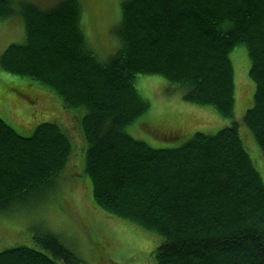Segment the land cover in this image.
I'll list each match as a JSON object with an SVG mask.
<instances>
[{"label": "trees", "instance_id": "obj_1", "mask_svg": "<svg viewBox=\"0 0 264 264\" xmlns=\"http://www.w3.org/2000/svg\"><path fill=\"white\" fill-rule=\"evenodd\" d=\"M40 6L19 5L24 39L6 46L0 68L47 87L61 108L85 110L94 205L158 235L155 264H264V184L239 124L175 148H152L125 129L149 107L137 75L162 76L185 101L232 117L229 53L243 44L254 93L242 122L264 157V0H123L118 49L104 61L82 30L79 0ZM12 13L13 0H0V20ZM73 152L54 120L22 136L0 117V210L55 189ZM35 237L42 250L8 248L0 264H86L58 234Z\"/></svg>", "mask_w": 264, "mask_h": 264}, {"label": "rangeland", "instance_id": "obj_2", "mask_svg": "<svg viewBox=\"0 0 264 264\" xmlns=\"http://www.w3.org/2000/svg\"><path fill=\"white\" fill-rule=\"evenodd\" d=\"M23 1L48 7L58 0H13V13L0 20V54L7 45L24 39L19 13ZM79 1L82 30L98 59L104 61L118 49L115 29L123 0ZM229 58L234 73L232 117L222 116L210 106L185 101L181 92L162 76L137 75L134 85L149 107L125 129L130 136L152 148H175L185 144L196 132L211 135L236 122L264 184V157L242 122L254 93L245 46L236 45ZM23 94L26 99L33 96V102L23 98ZM55 95L47 87L0 68L1 119L22 136L31 135L39 123L54 120L67 128L74 151L58 180V187L0 210V251L19 245L42 250L35 235L49 231L58 234L86 264H155L152 254L161 242L158 235L94 205L89 179L84 173L85 138L80 119L85 110L61 108Z\"/></svg>", "mask_w": 264, "mask_h": 264}]
</instances>
